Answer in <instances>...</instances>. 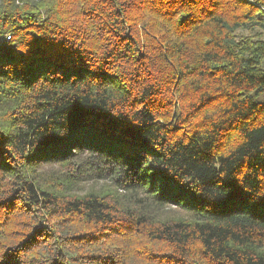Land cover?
I'll list each match as a JSON object with an SVG mask.
<instances>
[{
	"label": "trees",
	"instance_id": "16d2710c",
	"mask_svg": "<svg viewBox=\"0 0 264 264\" xmlns=\"http://www.w3.org/2000/svg\"><path fill=\"white\" fill-rule=\"evenodd\" d=\"M21 2L0 0L2 264H264V3Z\"/></svg>",
	"mask_w": 264,
	"mask_h": 264
},
{
	"label": "clouds",
	"instance_id": "9594fccd",
	"mask_svg": "<svg viewBox=\"0 0 264 264\" xmlns=\"http://www.w3.org/2000/svg\"><path fill=\"white\" fill-rule=\"evenodd\" d=\"M150 2L157 6L156 10L163 13L167 11V5H169L172 0H150ZM259 2L264 3V0H259ZM16 3L19 5L20 8H24V7H30L31 5L26 4V3H22L21 0H16ZM142 4V0H123V4ZM116 7H122V3L117 2ZM259 13H253V15H258ZM46 15L45 13H41V16ZM15 18V17H14ZM25 22H30V18L25 17L24 20H20L18 21V23H25ZM154 31L158 32L161 39H164L165 44H168V40L166 39V34L168 31V26L163 22L160 21L158 23L155 24L154 26ZM4 35L7 37L8 40H11L12 35L11 32H6L4 33ZM261 39H264V36L260 37ZM163 51V50H161ZM3 145H0V149H2ZM0 264H2V261H0Z\"/></svg>",
	"mask_w": 264,
	"mask_h": 264
},
{
	"label": "rangeland",
	"instance_id": "374dc122",
	"mask_svg": "<svg viewBox=\"0 0 264 264\" xmlns=\"http://www.w3.org/2000/svg\"><path fill=\"white\" fill-rule=\"evenodd\" d=\"M173 209V208H172ZM172 209H171V211H172Z\"/></svg>",
	"mask_w": 264,
	"mask_h": 264
}]
</instances>
